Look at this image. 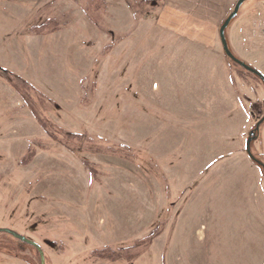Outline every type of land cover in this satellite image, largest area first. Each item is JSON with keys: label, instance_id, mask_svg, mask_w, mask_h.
<instances>
[{"label": "rangeland", "instance_id": "1", "mask_svg": "<svg viewBox=\"0 0 264 264\" xmlns=\"http://www.w3.org/2000/svg\"><path fill=\"white\" fill-rule=\"evenodd\" d=\"M167 1L0 0V67L34 88L55 137L91 139L54 142L0 81V228L51 264H264V181L244 150L264 84L217 32L236 0ZM227 36L264 75V0ZM251 148L264 162V122ZM69 188L91 195L66 206Z\"/></svg>", "mask_w": 264, "mask_h": 264}, {"label": "water", "instance_id": "2", "mask_svg": "<svg viewBox=\"0 0 264 264\" xmlns=\"http://www.w3.org/2000/svg\"><path fill=\"white\" fill-rule=\"evenodd\" d=\"M248 0H236L232 6L231 11L228 13V15L223 19V21L220 23L218 27V37L219 41L221 43L222 51L224 54V57L227 60H230L234 62L236 65L239 67L247 70L249 73L255 75L258 77V79L264 84V75L254 68L253 66L249 65L247 62H245L243 59L239 58L236 56L233 51L231 50L229 46V40L227 36V31L231 23L236 19V17L239 15L241 7L247 2ZM253 115V113H251ZM264 122V115L259 118L258 120H255L253 126L247 133V137L245 140V153L248 156V158L260 169L263 181H264V162L258 158L257 156L254 155L251 145L252 143L257 139L258 134H259V127L260 125ZM0 232H6L10 233L16 238H19L22 241H25L32 246H34L37 251L39 252L40 255V264H45V258L43 251L41 250V247L36 244L35 242L31 240L25 239V237L13 232L12 230L9 229H0Z\"/></svg>", "mask_w": 264, "mask_h": 264}, {"label": "flooded vegetation", "instance_id": "3", "mask_svg": "<svg viewBox=\"0 0 264 264\" xmlns=\"http://www.w3.org/2000/svg\"><path fill=\"white\" fill-rule=\"evenodd\" d=\"M227 61L230 62L232 65L238 66L230 60H227ZM243 70H245V69H243ZM245 71H247V70H245ZM2 78L4 79L3 81H6V83L13 88L12 83H13V80H16V76L13 73H10V72H8V71H6L0 67V81H2ZM21 99H22V97H21ZM253 107H254V109H252V110H254V112H253L254 117L256 119L261 118L264 115V101L259 102V103H255ZM77 144H78V148L80 150V148H82V143L81 144L77 143ZM64 148L65 149L67 148L69 150V146L66 144L64 145ZM33 158H34V156H32V159ZM30 228H32V226H30ZM0 229H3V228H0ZM4 229H9V228H4ZM9 230H12V229H9ZM12 231L23 236V237H25V239L31 240V241L35 242L36 244H38L41 247V250L43 251L44 258H45V264H51L50 259H49V255L47 254V251L39 242H37L35 239H33L29 235H23V234H20L14 230H12ZM42 242L44 244L45 243L46 244L53 243L52 239L50 237H48L47 234H44V239L42 240ZM0 254H3L5 256H11L14 258H18L20 260L26 259L27 257L32 256L33 260L28 258V259L22 260V261H25L27 264H40V255H39V252L37 251V249L34 246H32L31 244H29L25 241H22L19 238L14 237L10 233L0 232Z\"/></svg>", "mask_w": 264, "mask_h": 264}, {"label": "trees", "instance_id": "4", "mask_svg": "<svg viewBox=\"0 0 264 264\" xmlns=\"http://www.w3.org/2000/svg\"><path fill=\"white\" fill-rule=\"evenodd\" d=\"M103 3H105V2H103ZM85 14L88 15L89 12L86 11ZM90 15L91 14H89V16ZM91 20H94V19L91 18ZM12 85H13V88L16 90V92L22 97L23 101L25 102V105L30 108L32 116L35 118V120L41 126V128L47 134V136L49 138H51V140H53L56 143H63L64 145H65V143H69L66 145H68L70 149H74V150L76 149V147L78 148L77 143L81 144V141H83L84 139H85V142L86 141L88 142L91 140L86 135H78V134L71 133L68 131H64L61 129H58V132H60L62 137L61 138L55 137L56 136L55 133H57L54 131L55 129H53L55 127L51 124V122L49 121V118H47L44 115L43 109L38 108L36 106V103L33 100L32 96L27 93L28 91L34 92V88H32L28 83H26L25 80L19 79L18 77H16V80H13ZM56 129H57V127H56ZM52 131H53V133H52ZM81 139H83V140H81ZM70 143H75V144H70ZM89 146L94 147L93 144H91ZM40 147L44 148V145H42ZM90 149H94V148H90ZM90 151H93V150H90ZM33 153H34V149L28 148L27 157L25 160H23L24 164H28L31 161Z\"/></svg>", "mask_w": 264, "mask_h": 264}, {"label": "crops", "instance_id": "5", "mask_svg": "<svg viewBox=\"0 0 264 264\" xmlns=\"http://www.w3.org/2000/svg\"><path fill=\"white\" fill-rule=\"evenodd\" d=\"M168 3H177V0H168L167 1ZM167 2H165L166 4H167ZM223 21V20H222ZM221 21V22H222ZM220 22V23H221ZM220 25V24H219ZM219 27V26H218ZM217 32H218V30H217ZM180 37V36H179ZM171 46H172V48H176V49H179V50H181L182 48H187V50L188 49H193L194 51H198L199 49L198 48H200L199 46L200 45H198V44H196V43H193V44H191V42L190 43H179V44H171ZM203 48L204 47H202V51H204L203 50ZM170 50H173V49H170ZM186 50V51H187ZM175 51V50H174ZM224 55V54H223ZM240 58V57H239ZM242 59V58H241ZM245 61V60H244ZM205 62V61H204ZM246 62V61H245ZM258 70V69H257ZM198 112V111H197ZM192 113V112H191ZM193 115V114H192ZM197 115V113H196V110H195V116ZM250 116L253 118V124H254V122H255V118H254V116L251 114V112H250ZM253 124H252V126H253ZM251 126V127H252ZM251 129V128H250ZM249 129V130H250ZM248 130V131H249ZM248 133V132H247ZM75 134H78V133H75ZM78 135H81V134H78ZM85 135V134H84ZM246 137H247V134H246ZM246 140V139H245ZM220 143H222L221 141H220ZM105 145H107V144H111V143H104ZM112 145V144H111ZM244 150H245V144H244ZM78 153V152H77ZM38 154V153H37ZM79 154H81V153H79ZM112 155L113 154H110V155H104V156H98V155H96L97 156V158H99L101 161L99 162V163H104V164H114V162L113 161H109V160H113L112 159ZM108 156H110V157H108ZM247 156V155H246ZM249 159V158H248ZM250 160V159H249ZM33 161V160H32ZM226 161H229V158H226L225 159V161L224 162H226ZM223 162V163H224ZM250 162H252L251 160H250ZM30 163V162H29ZM252 164L255 166V167H257L253 162H252ZM258 170H260L259 168H257ZM260 172V175H261V171H259ZM261 177H262V175H261ZM263 178V177H262ZM202 179H211V176H206V177H203ZM260 179V178H259ZM84 188H82V192H81V194L80 195H78L77 193H73V191L71 190V188H69V194H65V199H66V206L67 205H69V204H72V205H75V204H77L78 205V203L81 201V197L83 196L84 198L85 197H87V196H89V195H91V192L89 193V191H87V194H84V192H86L85 191V189L83 190ZM78 191V190H77ZM79 193V192H78ZM93 197H97V198H99V193H98V195L97 196H95V194H94V196ZM86 201H87V198H86ZM65 206V207H66ZM101 209H105L104 208V206L102 205L101 207H100ZM64 209V211L63 212H70L69 210H66L65 208H63Z\"/></svg>", "mask_w": 264, "mask_h": 264}]
</instances>
